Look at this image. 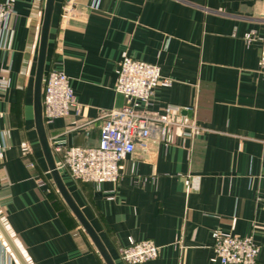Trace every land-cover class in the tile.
Listing matches in <instances>:
<instances>
[{"label":"crops","instance_id":"obj_1","mask_svg":"<svg viewBox=\"0 0 264 264\" xmlns=\"http://www.w3.org/2000/svg\"><path fill=\"white\" fill-rule=\"evenodd\" d=\"M45 1L11 0L0 34V224L24 264H105L56 189L35 129ZM263 26L264 0H54L41 91L46 71L62 70L79 104L43 122L55 162L56 145L97 144L105 114L124 103L114 87L125 56L162 76L142 111L188 106L181 115L200 128L187 137L155 124L114 183L58 170L114 264H125L119 249L129 239L159 247L142 264H219L210 260L214 232L251 236L264 264ZM0 264H21L1 232Z\"/></svg>","mask_w":264,"mask_h":264},{"label":"built area","instance_id":"obj_2","mask_svg":"<svg viewBox=\"0 0 264 264\" xmlns=\"http://www.w3.org/2000/svg\"><path fill=\"white\" fill-rule=\"evenodd\" d=\"M12 12L11 0L0 2V34L7 31ZM253 37L252 31L244 35L246 42H250ZM257 39L260 43L257 64L264 73V26ZM160 81L162 76L157 64L130 56L123 57L117 63L114 88L124 97V103L105 114L95 146L53 147V152L61 155L55 162L57 169L66 170L75 182L95 185L114 183L120 176V162L134 151L137 144H145L155 124L165 129H176L181 136L191 137L197 133L200 128L196 123L181 115L191 107L168 104L161 112L142 111V106L148 104ZM41 107L43 122L66 116L71 110L79 111L70 80L62 70L50 68L46 71L42 83ZM28 166H33V163L29 162ZM39 184L42 186L44 182ZM45 192L48 193L47 188ZM212 239V262L257 264L258 248L251 236H225L214 232ZM158 252L159 247L152 240L129 239L127 245L119 249V257L125 264H142L156 258Z\"/></svg>","mask_w":264,"mask_h":264},{"label":"water","instance_id":"obj_3","mask_svg":"<svg viewBox=\"0 0 264 264\" xmlns=\"http://www.w3.org/2000/svg\"><path fill=\"white\" fill-rule=\"evenodd\" d=\"M53 2L54 0L45 1L44 15H43V21H42V26H41L40 38H39L36 69H35V76H34V83H33V114H34L35 129H36L38 140H39L42 152H43V156L45 158V161L48 167V171L50 173V176L53 180V183L56 189L58 190L59 194L61 195V197L67 204L68 208L74 214V216L76 217V219L78 220L82 228L85 230L87 235L90 237L91 241L95 245L96 249L98 250L105 264H114L113 260L111 259L107 251L105 250L96 232L91 227V225L86 220V218L83 216L82 212L80 211L78 206L75 204V202L71 198L69 192L67 191L59 175L58 169L55 165V161H54V158L51 152V148L48 144L45 130H44V124H43V119H42V107H41V81H42L43 68H44V62H45V51H46L47 36H48V31H49L51 13L53 9ZM0 232L4 236L9 246L12 248L13 252L17 256L21 264H24L21 257L19 256V253L17 252L16 248L14 247L13 243L11 242L9 236L7 235V233L5 232L1 224H0Z\"/></svg>","mask_w":264,"mask_h":264}]
</instances>
